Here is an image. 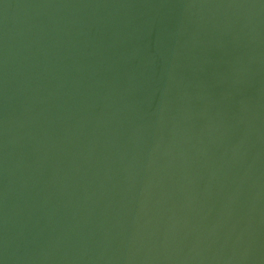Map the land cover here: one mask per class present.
Returning <instances> with one entry per match:
<instances>
[{
	"label": "water",
	"instance_id": "1",
	"mask_svg": "<svg viewBox=\"0 0 264 264\" xmlns=\"http://www.w3.org/2000/svg\"><path fill=\"white\" fill-rule=\"evenodd\" d=\"M0 264H264V0H0Z\"/></svg>",
	"mask_w": 264,
	"mask_h": 264
}]
</instances>
